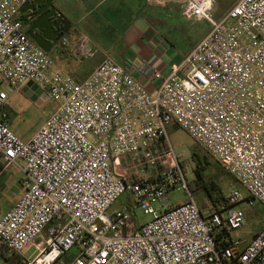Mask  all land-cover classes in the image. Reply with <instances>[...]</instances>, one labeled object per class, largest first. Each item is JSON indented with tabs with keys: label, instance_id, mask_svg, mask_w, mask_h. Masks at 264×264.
Masks as SVG:
<instances>
[{
	"label": "built area",
	"instance_id": "obj_1",
	"mask_svg": "<svg viewBox=\"0 0 264 264\" xmlns=\"http://www.w3.org/2000/svg\"><path fill=\"white\" fill-rule=\"evenodd\" d=\"M28 1L0 0V174L12 166L22 175L21 196L0 218V257L10 264L14 257V264H264V226L243 246L231 237L245 219L235 205L264 209V0H237L219 18L216 0H181V17L209 28L165 75L142 63L151 90L110 57L82 81L53 71L19 13ZM87 40L65 34L57 46L84 58ZM29 82L57 107L23 140L2 88ZM171 127L238 184L206 211L188 189ZM175 189L187 201L166 206ZM125 192L123 208L108 214ZM135 208L149 220L139 222ZM30 246L35 255L25 257Z\"/></svg>",
	"mask_w": 264,
	"mask_h": 264
},
{
	"label": "crops",
	"instance_id": "obj_2",
	"mask_svg": "<svg viewBox=\"0 0 264 264\" xmlns=\"http://www.w3.org/2000/svg\"><path fill=\"white\" fill-rule=\"evenodd\" d=\"M56 6L70 23L66 35L72 40L88 39V57H76L73 46H55L49 53L53 61L52 70L72 76L77 81L87 78L105 57H110L151 90L155 84H149L141 74L142 63L154 62L155 68L165 75L170 65L179 63L206 33L184 53L171 48L161 30L168 26L163 19L167 13L181 16L178 0H56ZM24 87L19 91L8 89L10 97L22 96L24 102L40 99V92L27 95L23 92ZM52 107L54 110L57 105ZM6 110L10 125L14 127L11 114L15 115V111L10 102ZM1 179L6 180L4 170L0 174ZM11 182L18 184L16 180ZM0 264L10 263L0 257Z\"/></svg>",
	"mask_w": 264,
	"mask_h": 264
},
{
	"label": "rangeland",
	"instance_id": "obj_3",
	"mask_svg": "<svg viewBox=\"0 0 264 264\" xmlns=\"http://www.w3.org/2000/svg\"><path fill=\"white\" fill-rule=\"evenodd\" d=\"M181 1V0H178ZM237 0H216L213 15L215 18L223 16ZM165 19L168 26L161 30L171 48L178 52H186L194 43H196L202 35L207 32L209 26L205 22L186 21L179 14L175 16L167 13ZM8 94V103L14 107L15 115L11 114L14 120L12 130L16 135L25 140L30 138L37 129L45 122L46 118L53 110L54 102L50 100L38 99L35 102H24L22 96H11L7 89L2 88ZM56 108V107H55ZM167 136L174 153L179 155L180 165L183 167L188 182L193 181V171L196 164L204 166V174L206 179L213 180L220 188L223 196L227 195L232 189L237 188L236 181L227 174L221 167L210 157L205 156L191 138L182 130L171 127L168 129ZM123 168L124 164L120 163ZM5 181L0 180V218L15 204L21 196V187L18 184L11 182L16 180L19 182L22 175L15 167H6L4 169ZM245 195L246 192L240 188ZM191 193V192H190ZM195 202L200 209L206 211L209 204V198L204 195L201 190L191 193ZM129 198L128 192H125L107 211L108 214L114 210L123 208ZM187 201V195L182 190H172L165 201L166 206H175ZM158 206V205H156ZM234 208L241 209L245 214V219L242 227L233 231L231 237L239 239L242 246L249 242L254 234L259 232L264 226V209L259 204L248 205L240 203ZM135 215L139 222L149 220V216L144 215L139 208H135ZM35 247L30 246L23 255L32 257L35 255Z\"/></svg>",
	"mask_w": 264,
	"mask_h": 264
},
{
	"label": "water",
	"instance_id": "obj_4",
	"mask_svg": "<svg viewBox=\"0 0 264 264\" xmlns=\"http://www.w3.org/2000/svg\"><path fill=\"white\" fill-rule=\"evenodd\" d=\"M19 13L26 17L29 38L46 53H50L70 30V23L58 10L56 0H29L21 6ZM23 92L31 95L39 89L29 82Z\"/></svg>",
	"mask_w": 264,
	"mask_h": 264
},
{
	"label": "trees",
	"instance_id": "obj_5",
	"mask_svg": "<svg viewBox=\"0 0 264 264\" xmlns=\"http://www.w3.org/2000/svg\"><path fill=\"white\" fill-rule=\"evenodd\" d=\"M206 156V155H205ZM200 163L196 164V167L193 171L194 179L191 182H188V189L191 193H195L198 190H201L206 197L209 198V202L215 203L224 199L220 188L216 185L213 180L206 179L204 174V166H199ZM2 166L0 165V170ZM222 169V168H221ZM223 170V169H222ZM19 260V257H14L11 259V264L16 263ZM8 262V259H5Z\"/></svg>",
	"mask_w": 264,
	"mask_h": 264
},
{
	"label": "flooded vegetation",
	"instance_id": "obj_6",
	"mask_svg": "<svg viewBox=\"0 0 264 264\" xmlns=\"http://www.w3.org/2000/svg\"><path fill=\"white\" fill-rule=\"evenodd\" d=\"M23 20H24V22H25V25H27L26 17H23ZM27 27H28V25H27Z\"/></svg>",
	"mask_w": 264,
	"mask_h": 264
}]
</instances>
